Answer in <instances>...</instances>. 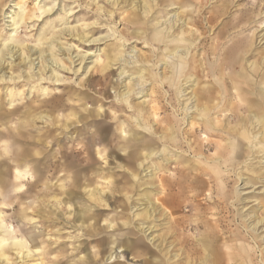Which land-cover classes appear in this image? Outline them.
Returning <instances> with one entry per match:
<instances>
[{
	"label": "clouds",
	"instance_id": "1",
	"mask_svg": "<svg viewBox=\"0 0 264 264\" xmlns=\"http://www.w3.org/2000/svg\"><path fill=\"white\" fill-rule=\"evenodd\" d=\"M59 8L60 0H34L14 19L36 29L42 56L71 74L54 72L49 84L74 87L30 99L42 115L26 123L56 131L31 151L22 180L4 138L17 124L0 126V162L15 164L9 190L0 184V209L41 182L42 192L59 189L27 199L18 215L0 211V264H264V0H151L157 14L146 10L132 29L70 27L71 12ZM96 27L108 31L93 35ZM70 37L103 45L84 76L91 54ZM94 73L103 79L89 86ZM46 158L56 168L44 175ZM74 160L92 166L83 182ZM73 191L83 194L87 222L67 235L45 230L56 215L77 214ZM49 207L56 215L41 211ZM62 240L71 243L57 247Z\"/></svg>",
	"mask_w": 264,
	"mask_h": 264
},
{
	"label": "rangeland",
	"instance_id": "2",
	"mask_svg": "<svg viewBox=\"0 0 264 264\" xmlns=\"http://www.w3.org/2000/svg\"><path fill=\"white\" fill-rule=\"evenodd\" d=\"M113 1L114 0H96V1L95 0H82V1L81 0H60L59 11H60L61 16H63L64 14H66L68 12H71L70 27L76 26V25L81 24V23H91L92 21H97L100 25H109L110 26L111 22L118 21L119 22L118 29H122L126 25L128 26L129 29H132L133 26L136 25V23L134 24L130 21L127 13L129 10L133 11V5H131V6L129 5L128 7L127 6L124 7L123 4L115 5L113 3ZM140 1L141 2L144 1V2H142V4H141V2L139 3V8L141 10L139 8L135 7V9H136L135 12L137 13L138 19L142 18L144 15L143 4L144 5L145 4L146 5L151 4V0H140ZM2 2H4V3H3V6L0 7V14H2V16H0V34L2 33L4 35V38L6 39L9 36L10 32H12L10 30V28L12 26H11V22H10L11 18H7L6 17L7 15L5 12H8L12 9V6L14 5V1H12V0H0V5ZM33 3H34V0H28V2H27V4H29V6H33ZM88 3H90V4H88ZM111 3L114 5H112ZM149 11L151 12L152 16H155L157 14L155 10L150 9ZM109 16H111V20L108 18ZM122 18H124V19H122ZM149 18H151V17H149ZM77 31L79 32V29H77ZM107 31H108L107 27H96L94 30H92V34L93 35H103ZM35 32H36V29H33V31L30 33L28 31V29L25 27V24H23V23L19 26L17 32H15V33L13 32L14 34H16V38L18 40H20V42H23L25 45L31 47L32 51L30 52V55L32 53H34L33 52L34 46H37V39H36V36L34 35ZM0 43H2V42H0ZM67 43L68 44H76L79 49H82L85 52L93 54L92 56L95 55L96 49L98 47H103V45L83 44V43H81V41L76 40L75 37H70L67 40ZM71 52L73 53L72 55L76 56L77 49H72ZM20 53H21V51H19L15 55L13 60H15V59L16 60L14 62L12 61L13 62L12 65L4 67V70L7 68L5 70L7 72V74L23 76L25 68L28 67V65H27L28 63H26V65L21 64L22 66L18 65L20 60H21V56H20V58H17V57L20 55ZM68 55H69V52L65 49L61 52L60 58L64 59L65 63H67L68 61H66L65 58ZM50 56H51V54L49 53V58H50ZM27 57L28 56H26V58ZM37 57H38V54L33 55V57H32L33 59H35V66L41 60V58L37 59ZM28 60L29 59L27 58V62H28ZM88 60H92V58L87 59V62H88ZM7 61L11 62V59H8ZM16 62H18V63H16ZM54 65H56V64H54ZM41 66H42V62H40V64H38V68H36V69L33 68L31 70L37 71L39 69V67H41ZM75 67L78 68L80 66L77 63L75 65ZM26 69L29 70L28 68H26ZM11 72H12V74H11ZM43 73H45V72H43ZM60 73H61L62 77L71 76V74L66 72L65 70L60 71ZM86 73H87V71H84L83 69H81V76H84ZM108 75L111 76L112 71L109 72ZM93 77H96V78H93ZM77 79H79V77ZM95 79H96V81H95ZM102 79H103V77H101L99 75V73H94V74L88 75V79L85 81V83L90 86V85L96 84L99 80H102ZM44 87H46V88H49V87L57 88L58 87L60 89H65V88L74 87V86L73 85H65V84L50 85L49 81H43V80H41V81L32 80L31 82L30 81H21V82L16 81V82H12V83L7 82V81H3V83L0 82V126H7L8 124H17V128H20L21 126H20V123H18V122H25L23 128H24V130L27 129L25 131L26 134L23 136L17 135L18 132H20L18 129H16V131L13 133V138L16 137L18 139V145L17 146H19V147H17L16 145H14L13 148L17 147L21 151V153H16L14 151L16 154H14V155L12 154V158L14 160H16V162L21 167L19 169V171L21 173V180H22L23 171H24L23 167L27 166V164L31 162L29 160V158L25 157L23 151H28L29 153H31L32 150L33 151L39 150V147L42 146L41 145L42 142L45 139H51V137L55 134V131H56V129H52V128L45 130L44 128L41 127L42 122L39 120L35 121L34 124L26 123L27 121L31 120V118H32V116H26L25 115V111L30 108V106H29L30 105V99L35 100L37 95L39 94V90L44 89ZM34 89L36 91H34ZM11 99L16 100L14 105H10L12 103ZM11 111H15V112L12 113ZM41 114L42 113L37 112V115H41ZM4 138L11 139V137H9L8 133L4 134ZM11 145L12 144H10L8 146V148H10ZM62 147L64 149H66L67 144H62ZM4 151H5V147L3 145H0V155H3ZM4 163H6L7 168L4 167V170L6 172L4 174L5 180L3 182V185L5 188V191H8L10 188L13 169L15 168V164L13 165L8 160H5ZM71 166H72V169L76 172V175L78 176V179H80V181L83 182V179L85 177L91 176V172H92V166L91 165L85 166L83 161L74 160L72 162ZM55 168H56V165L52 164L51 159L46 158L45 161L42 162L40 170L44 175H47L48 173L54 172ZM56 175H59V173H54L53 178H55ZM117 175H119V173H117ZM44 187H45L44 183L41 182L40 185L36 189H33L32 197H29V198H27L26 196L21 197L20 203L15 204L12 208L0 209V211H4L6 213H13L14 215H18L21 211V204L24 202L27 203V199H34V198L39 197V199L46 200V199H50L51 195L54 192L59 191L58 188H50L47 191L42 192L41 189H43ZM82 195L83 194L81 192H77V191H73V196L69 195L70 200L78 205L75 209L77 214H76V216L75 215L72 216L70 221H67L62 213L56 215V211L54 208L49 207L48 209H42L41 210L42 212L48 211L52 215H56L55 219H52L50 221H45V225H44L45 230L52 231L56 228H60L61 231L64 233V235H67L70 232H74V230L76 229V226L78 224H81L82 222H87V220H86L87 209L79 207V203L83 199ZM12 199H15V197H13ZM0 202H2V201H0ZM29 215H32V213H29ZM95 215L102 218L105 215V210L97 209V212L95 213ZM72 223H73V225H72ZM66 243H71V242L62 240L61 245H58L57 247H63L64 244H66ZM96 243L98 244V246H103L102 243H104V241L98 240V241H96ZM82 251H83V249H82ZM54 254H55V250H51V252L49 253V255H54ZM44 259L47 260V257H44Z\"/></svg>",
	"mask_w": 264,
	"mask_h": 264
},
{
	"label": "bare ground",
	"instance_id": "3",
	"mask_svg": "<svg viewBox=\"0 0 264 264\" xmlns=\"http://www.w3.org/2000/svg\"><path fill=\"white\" fill-rule=\"evenodd\" d=\"M12 1H14V5L12 6V9L10 10V11H8V12H5L6 13V17L7 18H11L10 19V22H11V28H10V30L12 31V32H10V34H9V36L5 39L4 38V35L1 33L0 34V42H2V43H0L1 45H0V82L1 83H3V81H7V82H21V81H32V80H34V81H41V80H43V81H49L48 79H46V78H50V77H53V74H54V72H58L59 73V75L62 77V75H61V73H60V71H62V70H64L63 68H60L59 67V65L57 66V64L56 65H54L55 63H53V61H52V56H50V58H49V55H47V56H42V54H41V49L39 48V47H37V46H34V53H32L31 55H30V52L32 51L31 50V47H29V46H27V45H25L23 42H20V40H18L17 38H16V34H14L15 32H17L18 31V28L16 27V24L14 23V19H15V17H16V15L18 14V16H19V18H20V20H23V18H24V15H25V13L27 12V11H30V10H32V8H33V6H29V4H27V2H28V0H24V2L26 3V5H27V7L25 8V10L22 12L21 11V2H22V0H12ZM82 1V0H81ZM96 1V0H95ZM111 2V1H110ZM141 1L140 0H114L113 1V3L115 4V5H120V4H123V6L125 7V6H131V5H133V8H135V7H137V8H139V3H140ZM142 2H144V1H142ZM142 2H141V4H142ZM3 3L4 2H2L1 3V5H0V7L1 6H3ZM88 4H90V3H88ZM112 4V3H111ZM114 4H112V5H114ZM143 6H144V11L143 12H145L146 10H150V9H148L147 8V5L145 4H143ZM123 7V8H124ZM127 9V8H126ZM130 9V8H129ZM140 9V8H139ZM128 10V9H127ZM141 10V9H140ZM115 13V12H114ZM128 17H129V19H130V21L132 22V23H137V21H138V17H137V13L136 12H133V11H128ZM124 19V18H123ZM17 23H19V20L17 21ZM25 23H31V21L29 20V21H25ZM21 25V24H20ZM14 32V33H13ZM72 39V38H71ZM94 45V44H93ZM32 46V47H33ZM19 51H21V53H20V55L17 57V58H20V56H21V60H20V62H19V66L21 65V64H25L26 65V63H28L27 65H28V67H26V68H28L29 70H27L26 68H25V71H24V74H23V76H17V75H10V74H7V72L4 70V67L6 66H9V65H12L13 64V62L16 60H13L14 59V57H15V55L19 52ZM38 54V57H37V59L38 58H41V60H40V62H42V66L41 67H39V69L37 70V71H34V70H31V69H36V68H38V64H40V62L38 63V64H36V66H35V59H33L32 57H33V55H37ZM51 54V53H50ZM73 53L71 52V55H72ZM91 54V53H90ZM93 54H91L89 57H88V59L89 58H92L93 59V57L94 56H92ZM26 56H28L27 58L29 59L28 60V62H27V58H26ZM74 56V55H73ZM8 59H11V62H8L7 60ZM60 59H62V58H60ZM13 61V62H12ZM67 61V60H66ZM18 62H16V63H18ZM15 63V64H16ZM50 63V64H49ZM88 63V64H87ZM79 65V64H78ZM22 66V65H21ZM11 67V66H10ZM16 67V66H15ZM14 67V68H15ZM91 67V65H90V63L89 62H87V60H85V62H84V66H83V70L84 71H87L88 70V68H90ZM79 68V67H78ZM17 70V69H16ZM20 70V69H19ZM23 71V70H22ZM47 71V72H46ZM21 72V71H20ZM43 72H45V73H43ZM111 72V71H110ZM23 73V72H22ZM11 74H12V72H11ZM14 74V73H13ZM16 74V73H15ZM19 74V73H18ZM110 75V74H109ZM23 77V78H22ZM93 78H96V77H93ZM36 79V80H35ZM95 81H96V79H95ZM90 82V81H89ZM6 84V83H5ZM56 85H59V84H56ZM91 86V85H90ZM7 87V86H6ZM44 88H46V87H44ZM18 91V90H17ZM13 92V91H12ZM10 95V94H9ZM11 96V95H10ZM19 96V95H18ZM10 98V97H9ZM21 99V98H20ZM15 99L13 100V99H11V104L10 105H14V103H15ZM10 103V102H9ZM16 111V110H15ZM15 111H11L12 113H14ZM28 113V114H27ZM27 114V115H26ZM25 115L26 116H39V115H37V112H33V111H30V108L29 109H27L26 111H25ZM42 115V114H41ZM37 121V120H36ZM20 132H18V134L17 135H19V136H23V135H25L26 134V130H24V128H22V127H20V128H17ZM47 132V131H46ZM18 136V137H19ZM11 141H12V145H11V147L9 148V151H11L12 152V154L14 155V154H16V153H21V151L17 148V147H19V146H17L18 145V139L16 138V137H14L13 138V133L11 134ZM14 145H16L17 147H15V148H13V146ZM16 153H15V152ZM38 151V150H37ZM23 153H24V155H25V157H27V158H29V156H30V153L28 152V151H23ZM5 162V161H4ZM3 161L2 162H0V184H3V182H4V180H5V178H4V174H5V170H4V167L5 168H7V165H6V163H4ZM52 167V166H51ZM70 167L72 168V166L70 165ZM55 170V169H54ZM78 177V176H77ZM79 181H80V179H79ZM80 182H82V181H80ZM70 196H73V192L72 193H70L69 194ZM81 211V210H80ZM76 216V215H75ZM84 216V215H83ZM59 217V216H58ZM63 217V216H62ZM64 218V217H63ZM72 225H73V223H72ZM79 225V224H78ZM75 227V226H74ZM103 244V243H102ZM51 252V251H50Z\"/></svg>",
	"mask_w": 264,
	"mask_h": 264
}]
</instances>
